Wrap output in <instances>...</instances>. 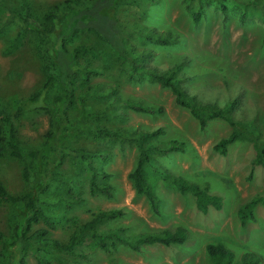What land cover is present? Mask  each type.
Listing matches in <instances>:
<instances>
[{
    "label": "rangeland",
    "instance_id": "rangeland-1",
    "mask_svg": "<svg viewBox=\"0 0 264 264\" xmlns=\"http://www.w3.org/2000/svg\"><path fill=\"white\" fill-rule=\"evenodd\" d=\"M29 1L33 13L39 17L50 5L61 0ZM136 1V4L119 6V19L127 29L140 25L161 33H177L180 39L175 44L163 46L146 42L135 33L125 31L135 46L152 51L150 65L167 69L186 59L181 74L190 79L182 81V85L191 95L220 107L238 99L235 118L243 123H252L264 136V21L261 6L250 2L254 0ZM81 2L89 3L90 0ZM221 3L226 6L224 11ZM8 5L18 10L19 2L0 0V94L4 106L10 111L12 95L27 97L42 84L44 59L36 45L37 34L33 31L25 33L21 45L13 52L7 51L10 37L21 29L14 23L5 22ZM197 12L200 16L195 22L193 14ZM75 41L92 45L99 52L95 58L82 56L84 62L106 67L105 74L93 77L87 85L99 84L103 90L115 87L119 102L139 100L161 105L164 111L150 115L125 108L121 118L106 114L84 122L81 115L102 111L107 98L87 99L83 107L76 101L68 110L70 122L62 125V129H71L79 134L68 132L62 142L69 148L104 151L109 155L106 161L97 162L112 174L113 195L111 198L90 195V173L85 161L68 152L61 158L59 153L52 152V159L46 165L52 168L53 177L41 193V197L46 199V207L55 215L56 229L50 237L65 240L70 232L68 219L71 217L85 221L99 210L120 207L125 214L105 223L101 229L122 225L132 234L180 225L189 230L190 238L183 244L144 245L139 251L120 246L112 252L91 247L86 241L80 248L86 254L85 258H75L81 264H212L205 250V245L211 241L223 242L234 252L237 262L244 253L253 252L260 255L258 264H264V205L256 206L257 221L245 227L241 226L236 213L239 204L264 195V167L253 161L255 150L252 140L241 137L227 146L225 154L220 153L214 145L231 132L232 127L228 123L212 119L205 127H200L189 110L175 102L168 88L146 78L140 82L131 80L127 67H122L114 56L106 52L108 47L96 35L80 33ZM57 91V87L47 91V103L52 102ZM15 123L19 140L25 148L39 146L46 140L50 129L49 115L40 108L25 112ZM96 125L125 129L163 127L166 133L160 140L178 139L184 142L185 150L157 154L155 162L191 181L207 184L210 193L223 198L222 208L211 207L202 213L197 209L192 194H182L165 185L149 170L154 191L160 198L161 214H154L148 200L134 191L127 178L136 161V147L128 142L96 139L92 132ZM0 179L11 192L22 191L23 182L16 162L0 158ZM73 198L85 201L76 203L71 200L67 205L64 199ZM17 218L11 205L0 206V230L6 235H10ZM43 226L41 221L34 224L33 230ZM25 258L27 264H37L29 250ZM51 264L59 262L52 258Z\"/></svg>",
    "mask_w": 264,
    "mask_h": 264
},
{
    "label": "trees",
    "instance_id": "trees-1",
    "mask_svg": "<svg viewBox=\"0 0 264 264\" xmlns=\"http://www.w3.org/2000/svg\"><path fill=\"white\" fill-rule=\"evenodd\" d=\"M18 2L19 9L8 5L4 16L6 23H14L21 27L10 37L7 51L13 52L18 48L27 31L35 32L36 45L44 59V78L40 87L27 97L12 95L9 99L10 111L4 106L0 94V158H6L19 165L23 182L22 191L13 193L0 179V206L11 205L18 216L16 223L11 227L10 235L0 230V264H27L25 257L28 250L33 254L37 264H51L52 258H56L59 264H81L75 258H85L86 254L80 248L86 241L91 247L112 252L120 246L139 251L144 245L183 244L190 238L189 230L180 225L132 234L122 225L101 229L105 223L125 214L120 207L99 210L85 221L71 217L68 219L70 232L65 240L50 237L56 229L55 215L46 207V199L41 197V193L53 177L52 168H47L46 165L52 159V152L59 153L60 158L68 152L74 158L79 157L85 161L90 173L88 180L90 195L106 198L113 195L110 183L112 174L97 162L106 161L109 155L104 151L69 148L62 142L68 132L73 135L79 134L73 133L71 129L69 131L62 129V125L70 122L68 110L77 103L76 101L83 107L87 99L107 98L102 111L86 112L81 115L84 122H90L106 114L121 118L125 114V108L150 115L161 114L164 111L161 105L139 100L127 99L119 102L115 95V87L103 90L99 84L87 85L93 77L105 74L106 67L91 65L82 60L81 57L85 55L95 58L99 56V52L92 45L75 41L80 33L94 34L101 39L108 47L106 52L114 56L122 67H127L131 80L140 82L146 78L168 88L175 102L187 108L200 127H205L212 119L228 123L232 127L231 132L214 145L220 153L225 154L227 146L241 137H248L252 140L255 150L254 163L264 167V136L252 123H243L235 118L234 111L238 99H232L222 107L214 102L199 100L182 85V81L190 79L187 75L181 74L187 63L186 59L179 60L167 69H161L150 65L149 61L153 57L150 49L138 48L130 41L125 33L127 30L146 42L163 46L175 44L180 40L177 33H161L140 25L131 30L127 29L119 19V6L136 4V0H90L89 3H82L81 0H61L50 5L39 17L33 13L29 0ZM250 2L261 6L264 21V0ZM221 7L223 11L226 9L223 3ZM199 16L200 12L193 14L195 22H198ZM52 87H57L58 91L53 95L52 102L47 103L46 93ZM36 108L45 110L49 115L50 129L46 133V140L39 146L25 148L19 140L15 120ZM92 132L98 140L128 142L136 147V161L127 178L134 191L148 200L154 214H161L160 198L154 191L149 170L158 175L165 185L177 189L182 194H192L197 209L202 213H206L211 207L217 210L222 208L223 198L210 193L207 184L191 181L155 162L157 154L185 150L184 142L178 139L172 138L165 142L160 140L166 133L163 127L125 129L96 125ZM64 200L67 205L71 204V200L76 203L85 201L83 198ZM259 204L264 205V195L238 205L236 213L242 227L257 221L255 208ZM41 221L44 226L33 230L34 224ZM205 250L212 264H258L260 261L259 254L247 252L237 262L234 252L221 241L208 242ZM70 256L74 258L71 259Z\"/></svg>",
    "mask_w": 264,
    "mask_h": 264
}]
</instances>
